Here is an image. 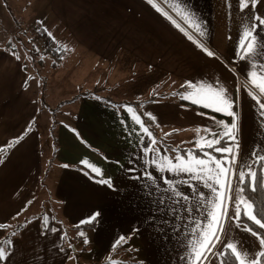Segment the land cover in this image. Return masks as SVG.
<instances>
[{
	"label": "crops",
	"instance_id": "obj_1",
	"mask_svg": "<svg viewBox=\"0 0 264 264\" xmlns=\"http://www.w3.org/2000/svg\"><path fill=\"white\" fill-rule=\"evenodd\" d=\"M51 6L62 12L66 29H70L63 39L60 34H54L56 31L44 28L49 38L63 47L61 54L64 57L73 55L77 48L88 51L94 58L90 70L100 68L98 79H104L93 86H103L109 91V87L118 88L119 84L123 93L108 94L113 101H141V109L150 114L147 116L157 129V137L141 130L133 119L137 115L131 107L106 102L100 94L79 95V74L84 67L78 62L66 66L70 73L77 72L76 79L71 73V80L80 90L61 98L59 105H72L74 112L67 110L58 114L53 109L50 134L29 129L27 123L19 134L28 132L31 145L26 148L24 139L20 138L11 152L20 151L21 154L14 155L12 162L9 159L0 162V244L7 251L6 259L0 264H65L70 255L77 254L75 244L86 235L103 249L124 242L128 235V244L135 243L148 250V262L144 264H169L166 260L172 257L171 249L161 236L179 235L181 248L173 257L180 262L174 264H191L190 242L197 239L193 229L197 223L206 224L205 213L211 211L215 194L203 182L191 180L186 175L158 171L152 161L169 157L165 149L158 147L161 141L170 146L171 159L180 156L176 154L177 148L198 147L196 142L204 143L209 131L223 135L225 126H231L233 117L226 112H218L223 116H215L181 103V96L193 91L190 85L227 89L229 100L234 102L232 110L237 114L234 135L239 149L235 168L246 171L249 165L253 168L256 154L264 156V116L258 100L253 98L255 95L260 103H264V94H260L251 82L253 72L259 77L260 71H264V27L257 28L256 51L247 59H241L240 46L245 30H250V25L255 23L253 14L264 17V0L243 11L239 0H152V3L149 0H51ZM240 14L245 15L241 17ZM173 20L185 31L176 27ZM190 22L198 25L199 30L190 27ZM188 35L193 39H188ZM79 37L78 45L68 44ZM201 44L214 52V57L207 56L199 46ZM62 61L65 63L66 59L55 57L51 64L57 66ZM24 85L31 87L28 81L19 88ZM131 88L134 93H127L126 89ZM27 102L31 100L20 98L21 104ZM196 105L204 107L203 104ZM207 109L215 111L214 108ZM55 113L62 118H55ZM36 117L33 116V121ZM9 126L6 135L0 137L2 151L11 147L12 139L19 137L13 123ZM153 139L158 151L146 153L144 148H152ZM42 145L51 146V165H59L60 172L50 170V179L47 178L50 185L47 184L44 194L41 186L42 199L37 201L39 185L19 188L14 186V181L25 183L33 163H38L36 168L40 174L45 172L46 167L38 158ZM233 151H237L235 147ZM207 156L185 157L206 159ZM85 161L87 163H83ZM88 165L100 168L101 175L91 172ZM129 168L136 171L128 172ZM145 171L155 179L134 178ZM102 178H111L114 187L99 183ZM168 180L188 199L175 205L166 199V208H174V211H158L160 205L154 201L162 194L166 195L164 190ZM39 182L45 184L46 180ZM235 182L232 181L233 185ZM190 184L193 187H189ZM145 185L158 186L159 190L153 191ZM175 199L179 200V197ZM181 204L195 205L200 210L189 214ZM96 212L101 215L94 227H79L83 224L81 221ZM244 227L238 228L235 223L227 222L226 232L221 241L215 243L213 251H218L226 239L238 245L242 255L255 256L261 251L258 238ZM81 232L84 236L79 235ZM81 248L85 249L86 244ZM212 257L210 254L204 264L211 262ZM247 263L251 264V261Z\"/></svg>",
	"mask_w": 264,
	"mask_h": 264
},
{
	"label": "rangeland",
	"instance_id": "obj_2",
	"mask_svg": "<svg viewBox=\"0 0 264 264\" xmlns=\"http://www.w3.org/2000/svg\"><path fill=\"white\" fill-rule=\"evenodd\" d=\"M224 14L223 11L221 16L223 17ZM244 15L240 14L241 17ZM63 17L61 11L57 12L51 6V0H0V137L6 135L5 133L8 131V128L10 129L9 124L11 123H13L19 135L16 139H12L11 147H7L3 151L0 148V162L2 161V163L7 159L12 162L14 161V155L19 156L21 154L20 151L11 152L21 137L24 139L23 144H26V148L31 145L29 143L30 135L28 132L22 135L19 134L27 123V128L29 129L50 134L53 109L58 114L61 112L62 114L63 112L66 113L67 110H70L71 113L74 112V106L72 105H59L61 98L70 95V93L75 94L74 92H78L80 89H92L94 87L93 84L104 81V79H98L100 77V68L95 71L90 70L89 66L94 61V58L89 55L88 51L84 52L85 50L79 48L74 51L73 49V55L70 54L64 57L61 54L63 47H60L56 40L50 38L52 43L49 45L47 41L39 37L45 28L56 31L54 34H60L64 39L70 29L69 31L66 29L68 26L63 21ZM56 35H54V38ZM72 36L74 35L72 34ZM80 38H76L75 41L73 40L68 44L76 46L78 45V41H81ZM63 42L67 45L65 40ZM57 51L59 53L55 55L54 53ZM55 56H60L62 60L66 59L65 63L62 61L59 65L53 66L51 62L55 60ZM76 62L81 67H84H80L82 71L79 74L80 89L71 80L72 74H74L75 79L77 78V72H71V74L69 67H66L73 66ZM28 81L31 84L30 88H25V85L19 88ZM112 92L123 93V90L118 84V88L109 87V91L102 90L100 95H111L110 93ZM126 92L134 93V88L126 89ZM20 98L22 100L30 99L31 102L21 104ZM118 99H120L119 96ZM58 114L55 113V118H62V115ZM34 115H37V117L33 121ZM26 117L29 120L25 121ZM39 129H42V131ZM48 140L51 141L50 136ZM50 153L51 146L47 148L42 145V151L38 155V158L39 162H43L46 167L44 173L40 174V170L36 168L38 163H33L34 166L31 169L30 177L26 178L25 183L14 181V186L19 188H24L27 185L32 187L39 185L37 201L42 199V194L48 188L47 184L50 185L48 181L50 179V170L60 172L59 165H51V160L49 159ZM4 155H6L5 160H3ZM34 157L35 155L33 154V161L36 159ZM15 160H19V158H15ZM54 162H56L55 159ZM27 163L29 162L27 161ZM15 172L18 173L19 171ZM45 173L48 175L46 176ZM6 179H12V177H7ZM42 180H46V183L40 184L39 181ZM41 186L44 188L42 194H40L42 191ZM233 186L237 188V191L234 193L235 196H244L243 193L239 192L237 182ZM249 202L251 201L249 200ZM234 211V206L229 205V212L232 214ZM127 236L125 235L124 242H120L118 250L115 246L103 249L95 241L89 240V236L86 235L83 240L75 244L77 254L74 256L70 255L65 264H101L103 262V264H144L146 261L148 262V250L146 248L143 249L141 245L135 243L128 244L126 241ZM67 238L70 239L71 237L67 236ZM161 238L167 242V245L171 249L170 253L172 257L170 260H166V263H179L180 260L174 258L173 255L177 249L181 248V236L175 235L170 238L161 236ZM251 238L255 242L254 237ZM84 240L88 242L84 243ZM82 244H86L85 249L81 248ZM222 244L218 251H214L215 253H219L222 250ZM73 246L74 244L72 243ZM147 246L150 247V245ZM207 264H220V259L216 255H213L211 262Z\"/></svg>",
	"mask_w": 264,
	"mask_h": 264
},
{
	"label": "snow or ice",
	"instance_id": "obj_3",
	"mask_svg": "<svg viewBox=\"0 0 264 264\" xmlns=\"http://www.w3.org/2000/svg\"><path fill=\"white\" fill-rule=\"evenodd\" d=\"M167 2V0H165ZM260 0H239L240 9L243 11L248 9L250 6L255 7ZM149 3H152V0H149ZM161 10L162 9H158ZM165 16L171 20L172 17L168 15L167 12H164ZM184 15V14H182ZM252 19L255 23L250 25V30H245L244 39L241 41V50L243 55L241 59H247L248 56L252 55L256 51V47L258 41L256 40V30L259 27H264V17L257 16L253 14ZM176 24V27L181 28L180 24L176 23L175 20L172 21ZM190 27H195L197 31L199 30L198 25H194L191 22L189 23ZM181 31H185L184 28H181ZM202 35V33H201ZM188 39L192 40L193 36L188 35ZM203 51L209 57H214V52L205 48L202 44L199 45ZM252 84L256 86L258 92L260 94H264V71H260L259 77H257V73H252ZM193 88V91H190L187 95L181 96V99L184 100H192L195 104H203L206 108H214L217 112H226L227 115L233 117V121L231 126H225L226 131H224L223 135L219 132H211L207 133V136L204 138L205 142L201 143L197 141V146L199 149H212L215 152H220L222 154L221 159H216L215 157L208 155L207 158H195L185 156H176L173 158H169L164 156L162 159H154L152 161L153 165L156 166L158 171H170L177 174H182L188 176L191 180H196L198 182H203L204 185L215 194V199L211 201V211L205 213L206 224L205 222L197 223L195 228L193 229V233L197 237L196 240L191 241L190 247V256H191V264H204L206 260H208L209 255H216L218 259H220V264H233V262H238V264H246V261L250 260L251 264H261V260L264 259V234L253 231L251 227H244L240 222V217L243 215L248 220L252 221L255 225L259 227V229H264V217L258 218L260 215L259 212L255 211L254 202H249V199H246L243 195L235 196L234 193L237 191V188L233 186L232 181L236 180L237 185L239 186L238 190L240 193H243L246 189L252 192H256L258 187H264V175L259 174L257 171L253 170L252 166H248V171H245L235 168L236 160H237V152L239 149V145L237 142V137L234 135V131L237 129L236 123V112H234L233 105L234 102L230 101L227 95V89L224 87H215L213 85H200L189 86ZM254 99L258 100V106L261 109V115L264 116V103L259 102V98L257 96H253ZM128 111L131 112L132 109L128 108ZM150 115V114H145ZM155 119L154 117H151ZM135 122L140 125L141 130L151 136L148 128L144 126L143 121L137 116L133 117ZM170 135V134H166ZM22 138V137H21ZM210 138V139H209ZM224 138H228L231 141L230 145L224 147H218ZM152 148L145 147L144 151L147 153L157 152L158 149L155 147L156 141L151 140ZM233 147L236 148V152L233 151ZM257 155V161L262 164L264 167V156ZM173 160L176 163H173ZM83 163H87L86 161ZM91 169V172L101 175V169L98 167H93L92 165H88ZM128 172H135V168L127 169ZM135 179H155L151 173L145 171L138 177H134ZM101 184L108 186L109 188H113L114 185L111 181V178L100 179L98 181ZM168 187L164 190V194L160 196L157 201L154 203H158L160 205L159 210H168L174 211L173 209H167L165 200H172L174 205L180 204L181 200H187L188 197L185 196L180 191H177V185L173 184L171 180L166 181ZM146 188H152L153 191H157L158 186L153 185H145ZM189 187H193L191 184ZM152 193L149 192V195ZM179 197V200L175 199ZM229 205L234 206L235 211L229 215ZM182 208H184L185 212L191 213L193 211L199 212V208L195 205L189 207L181 204ZM101 214L99 212L94 213L89 219L85 221H81V223H94ZM154 219V217H153ZM235 223L236 226L244 227V230L251 233L254 237L258 238L259 246L261 247V251H259L255 256L248 257L247 254H243L241 250H238V245L227 242L225 239L222 244V250L219 253H215L213 251L215 247V243L220 242L223 234L226 232L225 224L227 222ZM45 226H47V217H45ZM55 231V229H52ZM79 235L84 236V233L81 232ZM121 240H124V237H121ZM87 240H84V243H87ZM11 244V241L8 242ZM229 256L232 257V261L229 260ZM7 257V251L4 247H0V261H3Z\"/></svg>",
	"mask_w": 264,
	"mask_h": 264
},
{
	"label": "trees",
	"instance_id": "obj_4",
	"mask_svg": "<svg viewBox=\"0 0 264 264\" xmlns=\"http://www.w3.org/2000/svg\"><path fill=\"white\" fill-rule=\"evenodd\" d=\"M39 37H41L42 39L47 41L49 45H51V43H52L51 39L49 38V36L45 32H42ZM63 50L64 49H62V52H63ZM58 53H59V51L55 52L54 54L57 55ZM55 57L57 59H61L60 56H55ZM104 89L105 88L103 86H95L94 88H92L90 90H81L79 95L100 94V92ZM102 98H103L102 100L116 104L117 106H129V107H131L135 111L136 115L143 121L144 126L148 128L149 132H151L155 137H157V129H156L155 125L153 124V122L151 121V119L147 115H145V113L141 109V101L122 100V101L115 102L108 95L102 96ZM180 102L184 103L185 105L195 107V108H197L203 112H206L208 114H211V115L223 116L221 113H218V112H215L213 110L198 106V105H196L190 101H186V100L181 99ZM230 144H231V141L228 138H224L222 140L221 144L217 145V146L218 147H224V146H227ZM158 147L165 149V151L168 152V156L171 157L170 155L173 152L170 151L171 148L169 145H167L161 141L158 144ZM175 151H176V154L180 155V156L192 155V156L203 157L205 155H213L215 157H222V154L220 152H215L212 149H208V148L199 149L198 147H188V148L181 147V148H177ZM76 167L81 168V166H79V165H76ZM253 170L257 171L259 174L264 175L262 164L258 161L255 162V164L253 166ZM247 171L248 170H246L245 173H247ZM243 194L251 202H254L255 211L259 212V214H260L258 216V218L264 217V187H258V190L256 192H252V191L246 189L243 192ZM240 222L245 227H251L253 229V231L264 234V229H259V227L257 225H255L252 221L248 220L243 215H241V217H240ZM262 222H264V221H262ZM95 225H96V221L94 223H91V224H89V223L80 224L79 227L80 228H88V227H94ZM1 245L2 244H0V247H1ZM115 248L118 249L119 244L116 245ZM229 260L232 261L231 256H229ZM103 263H101V264H103ZM233 264H237V262H233ZM261 264H264V259L261 260Z\"/></svg>",
	"mask_w": 264,
	"mask_h": 264
}]
</instances>
